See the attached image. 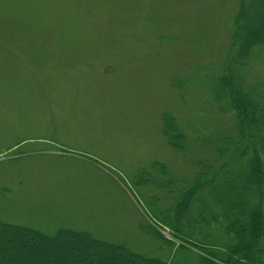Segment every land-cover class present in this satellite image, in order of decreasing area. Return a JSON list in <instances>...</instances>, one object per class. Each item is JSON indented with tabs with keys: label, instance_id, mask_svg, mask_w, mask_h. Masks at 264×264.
<instances>
[{
	"label": "rangeland",
	"instance_id": "obj_1",
	"mask_svg": "<svg viewBox=\"0 0 264 264\" xmlns=\"http://www.w3.org/2000/svg\"><path fill=\"white\" fill-rule=\"evenodd\" d=\"M241 3L0 0V223L50 236L72 229L164 256L155 232L171 237L156 213L173 208L196 175L168 146L164 119L174 116L192 139L206 127L236 136L197 70L224 66ZM260 5L247 41L264 38ZM250 68L264 78V50ZM39 254L25 263L75 259L63 249Z\"/></svg>",
	"mask_w": 264,
	"mask_h": 264
},
{
	"label": "trees",
	"instance_id": "obj_2",
	"mask_svg": "<svg viewBox=\"0 0 264 264\" xmlns=\"http://www.w3.org/2000/svg\"><path fill=\"white\" fill-rule=\"evenodd\" d=\"M260 1L241 0L224 66L218 71L197 70L198 75L209 76L203 92L217 113L232 116L236 136H221L206 127L192 139L174 116H165L168 146L196 175L184 181L186 186L181 183L173 208L156 213L159 228L171 237L155 232L164 256L133 253L72 229L50 236L0 223V243L11 251L15 264L33 263L36 254L43 258L39 251L58 249L74 255L72 264H84L86 256L91 264H264V78L249 73L256 49L264 50V38L247 41L249 13L261 7ZM200 193H206V199L199 198ZM82 250L86 256L80 255ZM65 260L59 261L69 264ZM6 263L0 249V264Z\"/></svg>",
	"mask_w": 264,
	"mask_h": 264
}]
</instances>
